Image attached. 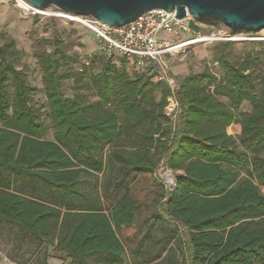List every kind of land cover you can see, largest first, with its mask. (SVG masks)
<instances>
[{"label":"trees","instance_id":"1","mask_svg":"<svg viewBox=\"0 0 264 264\" xmlns=\"http://www.w3.org/2000/svg\"><path fill=\"white\" fill-rule=\"evenodd\" d=\"M231 44L218 48L220 78L206 69L177 84L179 115L164 131L171 93L156 82V65L136 69L112 56L98 74L93 66L59 73L76 60L51 44L35 56L51 141L28 104L32 90L13 67V43L0 47V224L78 264H123L121 232L148 208L126 189L128 178L153 176L161 160L175 185L150 203L157 210L153 220L164 215L185 231L187 264H264V97L256 95L254 75L262 55L246 54L233 64L225 53ZM62 81L93 91L96 102L64 97ZM243 102L249 112H240ZM112 146L121 174L116 186L126 190L108 212L79 206L88 197L77 188L103 172L93 151ZM47 258L44 252L39 264Z\"/></svg>","mask_w":264,"mask_h":264},{"label":"rangeland","instance_id":"2","mask_svg":"<svg viewBox=\"0 0 264 264\" xmlns=\"http://www.w3.org/2000/svg\"><path fill=\"white\" fill-rule=\"evenodd\" d=\"M45 12L51 14L55 12V8L49 7L45 9ZM189 25L190 33L180 38H170V41L177 44L192 38H208L213 35L217 38L219 37L218 32L251 39L264 36V30L257 33L233 32L219 23L199 22L193 18ZM161 39L169 38L163 36ZM178 39L182 40L178 41ZM254 41L258 42V40ZM254 41L230 42L232 44L225 50V53L228 55V60L236 65L242 64L246 54L262 55L254 68V75L256 76V95L264 97V43H253ZM8 42L13 43V48L17 52L13 67L15 71L22 74L26 85L32 90L28 104L40 115V121L46 128L44 139L51 141L54 130L46 119L47 109L41 82L42 73L37 65L36 54L46 50L51 51V44L58 42L60 52L76 60V63L63 65L59 73L79 72L83 68L93 66L91 67L92 73L98 74L101 64L112 57H106L100 52L98 40L84 27L57 17L26 13L19 7L16 0H0V47ZM225 43V41L216 40L210 43L190 45L174 49L175 51L165 53L160 58L161 72L169 78V83L166 84L171 93L164 107V114L168 121L164 123L163 131L168 129V125L175 123L179 115L175 88L182 79L189 73L198 74L206 69L217 78L222 76L216 60L219 58V46ZM113 63L116 64L115 61ZM116 66L119 68V64ZM60 88L66 98L74 97L84 104L96 102L93 91L76 90L72 81H62ZM158 98L159 95L156 94V101ZM220 102L229 106L225 99H220ZM108 109L112 110L113 106ZM239 110L249 112L250 106L243 102ZM117 116L120 120L122 119L120 112ZM228 132L236 137L232 129ZM158 137L160 138V134L153 140L156 142ZM115 148L114 146L99 147L93 151L96 159L104 165L103 172L85 180L77 188L79 192L88 197V200L78 202L79 206L108 212L113 203L128 189L137 203L147 204L148 208L141 207L136 215L134 226L121 232L120 241L124 248L123 264H187L188 246L185 231L164 215L154 221L153 215L157 210L150 206V203L158 198L162 189L169 191L172 188L173 173L160 160L153 176H130L126 189L121 186L117 188L116 184L120 181L121 174L118 163L113 159ZM243 178H245V173L241 172L239 179ZM260 194L264 195V189L260 188ZM44 252L48 257L47 264H78L64 254L52 251L51 247L40 246L28 236H22L17 230L3 223L0 224V264H39Z\"/></svg>","mask_w":264,"mask_h":264},{"label":"water","instance_id":"3","mask_svg":"<svg viewBox=\"0 0 264 264\" xmlns=\"http://www.w3.org/2000/svg\"><path fill=\"white\" fill-rule=\"evenodd\" d=\"M37 10L53 7L65 14L90 17L115 28L145 13L161 10L177 20L189 15L199 22H215L229 31L264 30V0H23ZM175 185L174 181H171Z\"/></svg>","mask_w":264,"mask_h":264},{"label":"built area","instance_id":"4","mask_svg":"<svg viewBox=\"0 0 264 264\" xmlns=\"http://www.w3.org/2000/svg\"><path fill=\"white\" fill-rule=\"evenodd\" d=\"M26 4L23 0H16ZM27 5V9L22 8L26 13L42 16L57 17L69 23L77 24L89 30L98 40L100 52L106 57H120L127 59L136 69L141 68L145 63L156 65L159 74L156 77L158 82L169 83V78L161 72L162 65L160 58L170 51L181 49L199 43H210L216 40L225 42H249L258 40L264 42V36L259 39H251L243 36H230L218 32L219 37L192 38L175 44L170 38H180L184 34L190 33L191 17L186 15L183 20L174 18V14L161 10H154L145 13L137 20L124 27L115 28L97 22L90 17H82L73 14H65L55 9V12L48 13L45 10H37ZM166 36L169 39H161ZM182 39H178L180 41ZM177 41V42H178ZM175 49V50H174ZM171 186L172 183H171Z\"/></svg>","mask_w":264,"mask_h":264},{"label":"bare ground","instance_id":"5","mask_svg":"<svg viewBox=\"0 0 264 264\" xmlns=\"http://www.w3.org/2000/svg\"><path fill=\"white\" fill-rule=\"evenodd\" d=\"M19 7H20V8H25V9H27V5H26V4H23V3H21V2H19Z\"/></svg>","mask_w":264,"mask_h":264}]
</instances>
